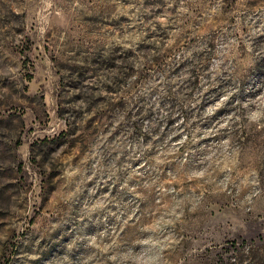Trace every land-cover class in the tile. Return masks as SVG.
I'll use <instances>...</instances> for the list:
<instances>
[{"label":"rangeland","instance_id":"rangeland-1","mask_svg":"<svg viewBox=\"0 0 264 264\" xmlns=\"http://www.w3.org/2000/svg\"><path fill=\"white\" fill-rule=\"evenodd\" d=\"M234 3L0 0V264H51L67 253L69 237L60 229L76 211L65 200L81 176L65 173L77 169L85 177L96 172L79 198L103 176L96 195H107L124 218L135 210L118 238L132 262L264 264V127L242 121L201 140L230 139L204 163L205 153L185 159V148L199 147L185 145L156 164L171 150L165 136L143 150L152 141L144 122L154 114L142 106L141 91L160 74L179 71L176 57L196 44L200 29L215 36L219 22L232 19ZM198 67L207 68L203 57ZM192 75L195 91V68ZM262 81L264 61L247 84ZM180 111L184 128L195 110ZM110 164L119 169L112 179ZM200 171L203 177L190 178ZM82 251L74 246L69 253L77 264Z\"/></svg>","mask_w":264,"mask_h":264},{"label":"clouds","instance_id":"clouds-1","mask_svg":"<svg viewBox=\"0 0 264 264\" xmlns=\"http://www.w3.org/2000/svg\"><path fill=\"white\" fill-rule=\"evenodd\" d=\"M222 3L223 0L221 5ZM216 12L217 9H213V13ZM227 16L232 19H222L219 23L224 26L220 27L215 36L210 35L206 27L198 31L196 44L176 57L173 69L178 68L179 71H175L170 78L167 73L160 74L159 79H153L140 93L146 97L142 105L145 111L151 108L154 114L151 120L144 122L143 130L152 136V141L143 145L141 137L143 150L151 151L153 142L161 136H165V146L171 145L170 151H161L154 158L156 164L164 162L161 157L179 153L185 145H199L196 149L185 148V159L189 152L205 153L200 159V163H204L215 155L212 152L214 147H226L230 139L221 140L218 144L215 141L200 144L201 140L218 136L223 130L230 132L242 121L248 126L264 127V81L256 83L254 87L247 84L251 73L264 61V0H235ZM207 23L213 24V20L210 18ZM202 57L207 68L200 71L198 65ZM194 68L200 79V85L195 91L190 85L195 79L192 75ZM209 89L215 91L205 97L204 94ZM188 92L193 93L191 99H188ZM173 99L176 101L175 108ZM201 104L203 106L198 107ZM181 106L195 110L190 113L184 128L181 127L185 125ZM221 110L224 111L221 113ZM169 119L175 121L171 128L167 123ZM193 123L197 126L189 132L188 127ZM155 128H159V132L153 134L152 129ZM165 129H168L167 134ZM177 136L180 137L179 140H175ZM117 171L119 169L110 164L107 178L112 179ZM204 174L203 171L192 172L190 178H200ZM65 175L69 179L81 176L75 191L69 193L65 200L70 207H75L76 215L60 229H65L69 237L66 243L67 253L51 264H77L69 254L74 246L77 250H83L78 257V264H130L132 257L129 252L119 250L118 238L124 226L135 217V210L124 218V213L117 215L113 212L107 195H96V189L104 182L103 176L96 185L88 189V195L79 198L81 185L95 178V171L86 177L79 169L66 172ZM132 264L140 262L134 261Z\"/></svg>","mask_w":264,"mask_h":264}]
</instances>
